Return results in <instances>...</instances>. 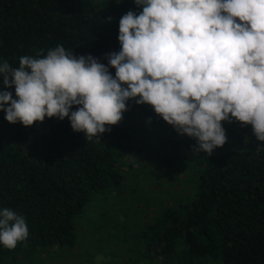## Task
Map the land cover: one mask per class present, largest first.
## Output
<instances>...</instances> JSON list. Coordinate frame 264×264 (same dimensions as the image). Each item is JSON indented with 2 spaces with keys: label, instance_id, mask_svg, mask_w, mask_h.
I'll return each instance as SVG.
<instances>
[{
  "label": "trees",
  "instance_id": "obj_1",
  "mask_svg": "<svg viewBox=\"0 0 264 264\" xmlns=\"http://www.w3.org/2000/svg\"><path fill=\"white\" fill-rule=\"evenodd\" d=\"M129 10L142 8L134 0H0V61L18 67L21 56L41 50L46 55L61 45L107 65L106 54L120 51L119 21ZM109 71L115 77V68ZM6 90L15 97L14 87ZM134 104L130 100L126 107ZM6 124L0 209L22 215L29 236L15 249L0 245V264L40 246L71 244L74 219L97 192L120 187L124 163L139 152L124 120L90 140L74 132L68 118L45 117L28 127ZM222 126L227 142L210 156L193 150L195 140L183 138L155 153L164 169L191 170L192 196L144 225L140 238L147 253L172 264H264V142L250 125L224 121Z\"/></svg>",
  "mask_w": 264,
  "mask_h": 264
},
{
  "label": "clouds",
  "instance_id": "obj_2",
  "mask_svg": "<svg viewBox=\"0 0 264 264\" xmlns=\"http://www.w3.org/2000/svg\"><path fill=\"white\" fill-rule=\"evenodd\" d=\"M134 3L142 11L120 18V51L106 54L107 65L61 45L21 56L18 67L0 61L4 119L28 127L68 118L86 140L100 139L134 100L208 156L227 142L224 121L250 125L264 142V0ZM28 236L22 215L0 209V245L15 249Z\"/></svg>",
  "mask_w": 264,
  "mask_h": 264
},
{
  "label": "rangeland",
  "instance_id": "obj_3",
  "mask_svg": "<svg viewBox=\"0 0 264 264\" xmlns=\"http://www.w3.org/2000/svg\"><path fill=\"white\" fill-rule=\"evenodd\" d=\"M127 108L122 120L131 124L139 152L124 163L120 187L95 194L74 219L71 244L40 246L3 264H172L147 253L140 232L160 211L192 196L191 170L164 169L153 157L173 139H194L178 134L148 104ZM0 142H9L1 111Z\"/></svg>",
  "mask_w": 264,
  "mask_h": 264
}]
</instances>
